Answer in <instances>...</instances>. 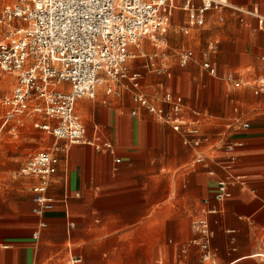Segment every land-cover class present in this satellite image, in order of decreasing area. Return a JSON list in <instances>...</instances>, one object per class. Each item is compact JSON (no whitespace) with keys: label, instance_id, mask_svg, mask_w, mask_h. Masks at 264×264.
<instances>
[{"label":"crops","instance_id":"1","mask_svg":"<svg viewBox=\"0 0 264 264\" xmlns=\"http://www.w3.org/2000/svg\"><path fill=\"white\" fill-rule=\"evenodd\" d=\"M4 4L0 0V11ZM184 4L172 1L166 29L157 42L148 41L168 43L162 37L173 24L183 33L174 36L179 66L189 64L180 63L185 51L193 53L192 63L172 75L158 52L131 47L130 60H143L134 68L127 64L152 103L159 105L166 94L180 99L185 121L195 123L203 138L186 145L133 102L130 83L120 96L101 89L95 100L80 99L76 112L87 137L110 149L55 139L52 150L39 151H55L59 158L48 190L55 205L43 218L45 228L32 193L38 180L23 176L24 167V179L11 176L16 157L8 154V162L0 154V264H71L74 258L82 264H264V92L254 90L264 79V0H228L225 8L207 12L202 26L190 22ZM27 119L33 123L26 116L20 126ZM18 127L6 128L0 144L5 132ZM228 145L235 147L228 151ZM199 157L204 161L197 163ZM230 158L232 195L218 203ZM202 218L214 234L207 261L194 229Z\"/></svg>","mask_w":264,"mask_h":264},{"label":"built area","instance_id":"2","mask_svg":"<svg viewBox=\"0 0 264 264\" xmlns=\"http://www.w3.org/2000/svg\"><path fill=\"white\" fill-rule=\"evenodd\" d=\"M3 1L0 75L13 76L16 84L3 100L6 112L0 123V134L11 124L15 131L26 116H31L35 128L68 146L110 149L109 144L87 137L85 125L76 112L77 102L83 98L95 100L101 89L107 95L120 96L126 83H130L135 89L133 102L158 122L170 126L186 145L203 138L195 123L185 121L180 99L166 94L156 105L138 90V78L129 74L127 63L135 58L130 48L140 47L144 40L158 41L168 24L173 0ZM184 2L183 10L197 26L204 24L207 12L228 4V0H200V6L194 0ZM192 57V52H183L181 65L186 66ZM203 67L210 75H217L210 63ZM227 79L235 87L241 86L234 76ZM254 90L256 94L264 92V79L255 82ZM234 147L228 145L227 149L232 151ZM203 161L202 157L197 159V163ZM232 163L230 158L224 165L228 175L218 183L215 195L218 203L231 198L230 186L235 180L231 174ZM58 164L55 151H42L33 155L21 171L23 176L38 180L32 193L37 203L36 216L42 220L41 228L47 226L43 221L45 214L54 209L55 201L48 190ZM194 229L200 235L198 243L203 250V261L211 260L214 234L209 221L197 220ZM70 263L82 264L83 260L74 258Z\"/></svg>","mask_w":264,"mask_h":264},{"label":"rangeland","instance_id":"3","mask_svg":"<svg viewBox=\"0 0 264 264\" xmlns=\"http://www.w3.org/2000/svg\"><path fill=\"white\" fill-rule=\"evenodd\" d=\"M176 35H183V33L172 24L168 29L167 33L165 34V36L162 37L163 39H167L168 43L165 44L160 43L158 44L159 46L156 47L150 41L145 40L144 44L141 45L139 49L135 48V50L138 53V51L142 47H145L147 52L150 53L158 52L159 56H162L163 60H165L168 63L167 68H169V70L172 71L173 73L172 75L176 73H181L182 70H185L192 63V61H190L186 67L181 68L179 66V56L176 46L178 40L176 37H174ZM0 38H1V29H0ZM142 60L143 59L130 60V65L134 68L136 63ZM188 79H189V75L186 74L183 83L186 84ZM15 84H16V80L13 76L8 74L0 75V123L6 112V107L3 105V100L5 97L9 96L12 93ZM77 110L79 112L80 104ZM41 122H45L43 121V118H41ZM13 125L14 124L8 126L7 130ZM55 141H56L55 138L50 134L46 133L41 129L35 128L33 126L32 119H27L23 126L18 127V131L16 133L5 132L3 134L2 142L0 144V154L3 156V159L8 162H9V160H7L8 154L16 157L15 160H12L10 162L13 163L16 166V169L18 170H16L15 172L13 171L10 175L16 176L19 179H24V177L20 175V171L25 166L30 156L41 150H52Z\"/></svg>","mask_w":264,"mask_h":264}]
</instances>
